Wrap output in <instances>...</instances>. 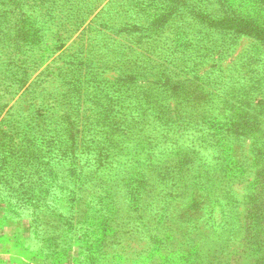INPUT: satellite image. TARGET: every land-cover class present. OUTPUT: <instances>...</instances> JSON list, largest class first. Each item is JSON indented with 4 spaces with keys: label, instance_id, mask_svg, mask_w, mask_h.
<instances>
[{
    "label": "rangeland",
    "instance_id": "374dc122",
    "mask_svg": "<svg viewBox=\"0 0 264 264\" xmlns=\"http://www.w3.org/2000/svg\"><path fill=\"white\" fill-rule=\"evenodd\" d=\"M0 167V264H264V0H0Z\"/></svg>",
    "mask_w": 264,
    "mask_h": 264
},
{
    "label": "trees",
    "instance_id": "16d2710c",
    "mask_svg": "<svg viewBox=\"0 0 264 264\" xmlns=\"http://www.w3.org/2000/svg\"><path fill=\"white\" fill-rule=\"evenodd\" d=\"M84 136H85V134H83V137L82 136L81 137L84 138ZM92 140L93 139H91V141ZM52 143L53 142H50L49 140L46 142L45 147H44V151L42 154H41L40 150L32 151L31 149H29L30 145H28L25 147V149L17 151V153L14 154L11 157V159L8 160V163H7L8 165H13L14 159H17V158L28 160V161H25L24 167L22 168L23 173H21V176L23 177V179H22L21 183L24 184V183L28 182L29 178L26 181L24 179L25 173H27L26 168L27 169L31 168L32 165L34 164L33 162L39 161L42 164H46V162H47L46 160H49L50 164L56 163L58 160H60L62 158L63 155H71L70 153H72L75 150V148H77L79 146V145H75L74 148H69L64 144V151H63V147L59 146L58 143H54V145H52ZM82 145H83L82 146L83 148L81 149V152H87L88 154L92 153V154H90V158H92V159L89 160V162H88L89 165L92 164L95 166V162H98V160H100L102 163L108 162L109 155L105 151L98 150L97 158H96L94 153L92 152V148H89L84 143ZM62 146H63V144H62ZM79 150L80 149H78V151ZM63 152H64V154H63ZM77 152H75V153L77 154ZM10 155H12V153ZM70 157H72V156H66V157L64 156V159H68ZM53 160H55V161L53 162ZM71 165H72V163H71ZM99 167H100V165H99ZM28 171H29V169H28ZM0 178H4V180H5V172L1 169V167H0ZM1 190L2 189H0V191Z\"/></svg>",
    "mask_w": 264,
    "mask_h": 264
}]
</instances>
